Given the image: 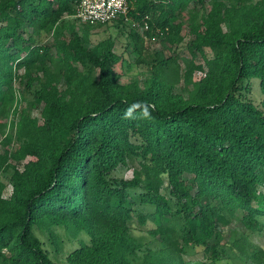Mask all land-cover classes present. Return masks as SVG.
Wrapping results in <instances>:
<instances>
[{"label":"trees","instance_id":"1","mask_svg":"<svg viewBox=\"0 0 264 264\" xmlns=\"http://www.w3.org/2000/svg\"><path fill=\"white\" fill-rule=\"evenodd\" d=\"M79 1L0 0V134L19 116L18 146L0 153V174L13 170L10 197L0 182V264H58L35 234L56 243L55 227L89 238L69 264H186L191 249L213 264L226 256L233 221L246 238L264 227V101L248 99L252 80L264 94V0H130L128 16L149 24L144 36L130 34L151 71L142 86L120 82L112 38L86 46L104 25L86 24L80 36L67 21ZM185 32L182 72L165 51ZM146 39L165 50L146 49ZM135 102L151 106L153 119H122ZM129 162L131 180L112 177ZM135 218L155 224L147 231L160 248L144 249ZM251 258L264 264V251Z\"/></svg>","mask_w":264,"mask_h":264},{"label":"rangeland","instance_id":"2","mask_svg":"<svg viewBox=\"0 0 264 264\" xmlns=\"http://www.w3.org/2000/svg\"><path fill=\"white\" fill-rule=\"evenodd\" d=\"M129 12V11H128ZM181 20L189 22L188 15H181ZM67 21L75 26L77 32L80 36H83V29L86 24L81 23L74 17L67 18ZM131 32H134L132 27L121 21L111 22L107 25L96 27L90 31V37L86 46L92 48L97 45L100 41L112 38L115 42L114 51L116 54L121 56L122 60L117 65L116 71L120 75V82L122 84L138 82L141 86L143 83L151 77V71L147 65L138 64V54L134 50L133 42L130 39ZM139 34V33H138ZM186 34V32H185ZM68 35V34H67ZM185 40L177 48L173 50H167L166 55H178L181 60V69L182 72L186 70L184 60H190L191 56L187 49V45L190 43L191 38L189 35H185ZM40 40L44 43H49L53 45V39L51 36L43 34ZM145 47L148 50L152 51H164L165 46L159 39L145 40ZM211 56V54L209 53ZM198 64H203V59L198 56L196 59ZM24 72L21 71L20 74ZM203 77V73L197 72L194 74V80H199ZM254 85L252 86L251 93L248 96V99L253 101L256 105L262 108V102L264 101V94L261 92L259 83L257 80H252ZM18 88V102L21 108L29 109L26 102H24L20 96L21 90L23 87L19 85L17 81ZM181 88L177 87V92H180ZM28 100L33 99L31 93L26 94ZM33 117H40V111H31ZM19 116L16 113H12L9 118V127L6 129L5 135L0 134V153H3L6 150H11L18 146L15 137V130L13 128V123H17ZM13 134V139L11 141L6 140V137ZM131 164V165H130ZM130 166L120 167L113 174L112 177L117 180H131L133 177V170L135 164L133 165L129 162ZM20 170H23V163L18 165ZM13 170L10 169L7 172L0 174V182L6 185L4 196L6 198L10 197L12 192V177ZM140 211L143 213L151 212L149 208L145 206H140ZM172 226L179 227L181 224L174 219L171 223ZM133 235L138 238V240L144 244V249L152 248L157 249L161 247V241L157 238L152 237L147 230L155 228V224L149 220L146 226H141L138 223V220L135 218L133 223ZM138 228V229H136ZM245 229L238 224V222L233 221L228 227L223 230V236L225 238V243L227 244L225 249L226 256L220 260L214 261L213 264H258L255 262L251 256L254 254H259L260 251H264V227L262 230H258L255 233L250 234L247 238L244 234ZM53 233L55 234V241L51 236L41 230L36 229L35 234L44 242L45 249L49 252L51 258L58 264H69L67 261L68 255L78 248L81 242L89 243V238L86 234H80L77 238H73L65 228L55 227L53 228ZM186 264H207V261L202 253L198 250H189L188 254L184 256Z\"/></svg>","mask_w":264,"mask_h":264},{"label":"built area","instance_id":"3","mask_svg":"<svg viewBox=\"0 0 264 264\" xmlns=\"http://www.w3.org/2000/svg\"><path fill=\"white\" fill-rule=\"evenodd\" d=\"M129 5L130 0H80L74 18L92 26L121 21L144 36L149 30V24L146 19L138 20V18L129 17Z\"/></svg>","mask_w":264,"mask_h":264},{"label":"clouds","instance_id":"4","mask_svg":"<svg viewBox=\"0 0 264 264\" xmlns=\"http://www.w3.org/2000/svg\"><path fill=\"white\" fill-rule=\"evenodd\" d=\"M122 119L125 120H152L151 106L144 102H135L129 105V107L123 113Z\"/></svg>","mask_w":264,"mask_h":264}]
</instances>
